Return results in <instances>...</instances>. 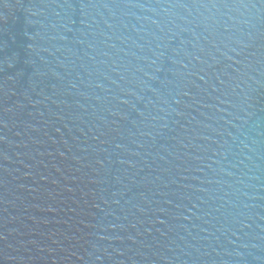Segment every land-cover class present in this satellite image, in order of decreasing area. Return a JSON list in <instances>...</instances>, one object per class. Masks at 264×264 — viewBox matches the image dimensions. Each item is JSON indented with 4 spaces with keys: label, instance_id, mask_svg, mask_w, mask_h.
<instances>
[{
    "label": "water",
    "instance_id": "obj_1",
    "mask_svg": "<svg viewBox=\"0 0 264 264\" xmlns=\"http://www.w3.org/2000/svg\"><path fill=\"white\" fill-rule=\"evenodd\" d=\"M0 264H264V0H0Z\"/></svg>",
    "mask_w": 264,
    "mask_h": 264
}]
</instances>
